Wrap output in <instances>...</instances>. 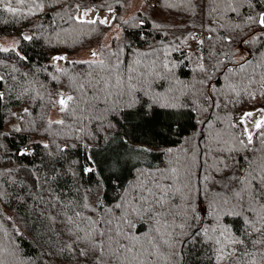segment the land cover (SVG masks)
<instances>
[{
	"label": "trees",
	"instance_id": "trees-1",
	"mask_svg": "<svg viewBox=\"0 0 264 264\" xmlns=\"http://www.w3.org/2000/svg\"><path fill=\"white\" fill-rule=\"evenodd\" d=\"M44 3V10L34 16L13 17L0 9V38L16 39L21 31L34 36L32 41L20 42V50L29 57L27 62L11 53L0 54L3 61L0 74L5 76V87H12L11 98H6L0 107V132L4 133L0 135V191L5 193L0 198V245L15 253L6 254V264H62L65 261L64 256H57L56 250L71 242L60 223L61 212L72 214L71 209L63 207L68 200L79 201L87 196L91 204L99 195L103 201L99 214L104 215V210L111 208L119 216L120 210L115 205L120 203L125 189L147 179L149 172L156 173L157 169L185 162L191 165L193 185L198 186L201 156L209 148L219 147L215 143L217 138L227 139L237 134L230 125L238 123L236 118L243 112L254 106L264 107V97L257 95L253 100L241 90L251 76L257 83L250 90L259 91L264 65L258 63L260 51L256 50L264 51V48L257 42L251 46L253 51L246 53L235 43L229 45L218 39L229 35L230 30L216 27L217 23L239 22V18L229 13L217 21L219 13H211L212 0H208L207 7L205 0H153L152 7L146 5L131 15L127 14L133 0H44ZM75 4L94 5L100 11H109L110 6L120 19L111 27L81 25L73 19L79 13ZM140 20L145 23L141 25ZM116 24L122 27L120 39H114L117 35H113L106 42ZM208 27L216 28V32L208 31ZM200 40L204 41L202 45ZM101 45L109 46L111 51L123 48L120 55L125 64L141 60L138 71H144V65L153 66L154 62L156 72L137 81L131 95L119 99L113 95L105 100L99 90L87 83L89 73L93 82L104 73L83 63L69 62L86 61L77 55L92 49L100 52ZM137 51L150 55L135 56ZM209 52L213 53L211 60ZM57 54L66 55L68 61L54 64L51 57ZM103 55L107 57L108 51ZM9 56L12 58L8 59ZM242 57L252 60V64L241 72ZM165 63L173 69L171 72L163 67ZM201 63L207 72L200 70ZM57 67L66 69V73L58 72ZM228 68L234 72L227 73ZM202 80L204 83H199ZM29 81L34 83L30 85ZM227 83L236 84L240 95L228 92L223 87ZM80 84L85 85L82 92ZM25 87H34L39 95L33 93L30 101L27 97L17 100L15 97ZM58 91L76 97L75 105L70 102L73 111L59 110L55 104ZM209 95L219 107H213L206 100ZM169 103L177 106H165ZM24 107L29 109L28 113L22 111ZM13 112L22 115L23 120L12 116ZM57 120H64V125L48 123ZM13 124L22 131L14 132ZM113 141L120 148L111 154L109 148ZM27 145L32 146V155H18V149ZM169 148L174 151L168 153ZM135 153L147 159H134ZM225 155L212 151L204 156L206 172H210L214 163L212 157ZM240 155L250 153H241L238 158ZM84 166L94 167L95 175L84 174ZM211 174L220 179L218 174ZM220 190L219 185L210 182L205 185L203 200L194 192L193 205L199 219L183 237L186 243L179 249L183 259L173 257L175 264H213L208 258L207 243L195 232L201 223L215 225L216 209L212 200L213 193ZM49 216L55 217V221H50ZM132 219L135 233L147 231L151 226ZM223 220L233 230L241 224L231 216Z\"/></svg>",
	"mask_w": 264,
	"mask_h": 264
},
{
	"label": "snow or ice",
	"instance_id": "snow-or-ice-1",
	"mask_svg": "<svg viewBox=\"0 0 264 264\" xmlns=\"http://www.w3.org/2000/svg\"><path fill=\"white\" fill-rule=\"evenodd\" d=\"M144 3L148 7L153 6V0H144ZM212 5L211 13H219L216 17L217 21L223 20L224 16L229 13L239 18V22L234 23L218 22L216 27L226 31L230 30L229 35L218 37V39L229 45L235 43L238 48L245 49L246 53H251L253 51L251 46L257 42L264 48V0H212ZM207 6L208 0H205V7ZM44 7V0H0V9L10 13L13 17L34 16L42 12ZM74 7L77 12L83 8L82 13L73 16V19L81 25L111 27L117 19H120L115 15L111 19L99 15L88 19L97 6L75 4ZM114 11L109 6V12ZM124 23L127 24L128 21ZM144 23V20H140L141 25ZM155 26L159 27V25ZM207 30L216 32V28L213 27H208ZM207 38L212 39V37ZM33 39V35L21 31L11 46L0 45V54L11 53L17 59L27 62L29 57L20 50V42ZM114 39L119 40V35ZM203 43V40L199 41V44ZM106 50L108 56L104 57L103 53ZM123 51L124 49L119 47L117 51H111L109 46L101 45L100 52L95 49L91 50L90 55L94 59L69 62L83 63L101 70L104 74L98 75L95 82H93L91 73L88 74L89 87L99 90L105 100L113 95L119 99L122 96L131 95L135 91L137 81L156 72L154 62L153 66L144 65V71H138V68L142 66L139 59H134L131 64H125L120 55ZM256 51H260L258 63L264 65V51L261 49ZM134 55L148 56L150 53L137 51ZM212 56L213 53L209 52L210 60ZM11 58V56L8 57V59ZM51 59L56 65L68 61V57L64 54L54 55ZM200 59L202 60L203 56ZM241 59L243 63H240L239 71L242 72L245 67L252 64V60L244 57ZM219 62L223 63V61ZM163 67L169 72L173 70L168 67L167 63ZM199 67L203 72L208 71L202 63ZM56 70L66 73V69L63 68L57 67ZM226 72L232 73L234 69L228 68ZM27 75L24 73L25 77ZM12 79L15 80V77L13 76ZM53 79L56 80L58 77H53ZM6 83L5 76L0 74V89H3L0 90V107L3 106L6 98H11L12 87L11 85L5 87ZM33 83L29 81L30 85ZM199 83L203 84L204 81ZM255 83H257L255 78L250 76L248 85L241 89L253 100L257 95L264 97V75H261L260 88L257 92L250 90ZM84 87V84L79 85L81 92ZM211 87L216 92H220L215 85ZM223 87L230 93L240 95L236 84L227 83ZM33 93L39 95L34 87H25L15 98L20 100L27 97L30 101ZM57 96L55 104L61 112L73 111V108H70V102L75 105L76 97L64 91H58ZM206 100L210 101L213 107H219L211 95L207 96ZM165 106L176 107L177 105L169 103ZM22 111L28 113L29 109L24 107ZM258 113L259 117L253 120L252 118ZM11 115L23 120V116L16 112ZM236 119L238 123L230 127L236 129L237 134L230 135L227 139L217 138L215 143L219 147L209 148L201 156L202 165L197 177L198 186L193 185L191 165L185 162L169 166L164 170L157 169L156 173L149 172L146 174L147 179L125 189L124 194L119 198L120 203L115 205V208L120 210L119 216L111 208L105 209L104 215L99 214L98 208L103 209V201L99 195L91 204L87 202V196L79 201L65 202L63 207L71 209L72 214L69 215L67 211L61 212L63 219L60 223L64 225L63 230L71 242L59 246L56 250L57 256L65 257L62 264L65 262L66 264H175L173 257L183 259L179 251L180 247L186 243L183 237L188 229H191L192 224L199 219L193 205V194L198 193L203 200L206 195L205 185L210 182L219 185L221 189L213 193L212 203L216 209L213 212L215 225L205 226L201 223L195 232L196 236L203 237L202 242L207 243L210 250L208 258L213 264H264V107L254 106L252 110L243 112ZM48 123L49 125L52 123L64 125L65 121L57 120ZM12 130L17 133L22 131L16 124L12 125ZM0 135L4 133L0 132ZM43 146L48 147L47 144ZM173 151L171 148L167 149L168 153ZM184 151L187 152L186 149ZM212 151L226 155L212 157L214 163L210 166V172H206L204 156ZM245 152L250 155H240L238 158L239 154ZM17 154L29 156L32 155V151L29 147H21ZM87 159L94 164L91 157ZM82 172L86 175H95L96 170L92 166H84ZM213 172L220 176L219 180L211 174ZM141 175L145 174L141 173ZM4 195L5 193L0 191V198ZM55 199L60 202L59 197ZM217 203L219 207H216ZM86 212L91 214H86ZM229 216L241 221L236 230L224 223L223 218ZM133 217L141 220L145 226L149 224L151 226L147 228V231L135 233L133 230L136 225L133 223ZM48 219L55 221V217L49 216ZM6 254L15 255V253H9L6 246L0 245V264H6ZM49 255L51 256V253Z\"/></svg>",
	"mask_w": 264,
	"mask_h": 264
},
{
	"label": "rangeland",
	"instance_id": "rangeland-1",
	"mask_svg": "<svg viewBox=\"0 0 264 264\" xmlns=\"http://www.w3.org/2000/svg\"><path fill=\"white\" fill-rule=\"evenodd\" d=\"M145 3H144V0H133V3H132V7L130 9V11L128 12L127 15H131L132 13H134L135 11H138V10H141L145 7ZM83 12V9L80 10V13ZM115 13L114 12H109V11H100V10H94L92 13H90V15L88 16V19H92L94 16L96 15H99L100 17H109V19H111V17L114 15ZM127 17V16H126ZM122 32V27L121 25L119 24H116L112 27L111 31L109 32L107 38H106V42H108L110 40V38L113 36V35H120ZM14 38H11V37H7V38H0V42L2 43L3 46H11L14 42ZM90 52L91 51H87V52H82L80 54L77 55V58L78 59H81V60H92L94 59L91 55H90ZM259 117V113L257 114L256 117H253L252 119L255 120ZM250 128L252 127L251 123L249 124ZM120 146L118 145L117 142L113 141L111 143V146H110V153L111 154H114L116 153V150H119ZM125 158L127 159H132L131 156H125ZM134 159H139V160H145L147 159V157H145V155L141 154V153H135L134 156H133Z\"/></svg>",
	"mask_w": 264,
	"mask_h": 264
},
{
	"label": "built area",
	"instance_id": "built-area-1",
	"mask_svg": "<svg viewBox=\"0 0 264 264\" xmlns=\"http://www.w3.org/2000/svg\"><path fill=\"white\" fill-rule=\"evenodd\" d=\"M154 2H157V0H154ZM25 147H29V150H30V151H32V149H33L31 145H27V146H25Z\"/></svg>",
	"mask_w": 264,
	"mask_h": 264
}]
</instances>
